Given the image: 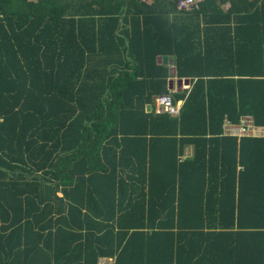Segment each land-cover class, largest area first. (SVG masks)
Masks as SVG:
<instances>
[{
  "label": "trees",
  "instance_id": "16d2710c",
  "mask_svg": "<svg viewBox=\"0 0 264 264\" xmlns=\"http://www.w3.org/2000/svg\"><path fill=\"white\" fill-rule=\"evenodd\" d=\"M178 1L0 0V264H264V0Z\"/></svg>",
  "mask_w": 264,
  "mask_h": 264
},
{
  "label": "built area",
  "instance_id": "2783aa9c",
  "mask_svg": "<svg viewBox=\"0 0 264 264\" xmlns=\"http://www.w3.org/2000/svg\"><path fill=\"white\" fill-rule=\"evenodd\" d=\"M206 1L207 0H179L177 7L179 10L192 12L200 9L201 4ZM155 107L157 113L178 115L181 110V101L175 103L172 94L165 93L156 96ZM224 132L227 136L243 138L246 136H262L264 129L256 127L253 119L250 117L243 118L239 124H235L226 118L224 122Z\"/></svg>",
  "mask_w": 264,
  "mask_h": 264
},
{
  "label": "crops",
  "instance_id": "0c3cea01",
  "mask_svg": "<svg viewBox=\"0 0 264 264\" xmlns=\"http://www.w3.org/2000/svg\"><path fill=\"white\" fill-rule=\"evenodd\" d=\"M228 8H229V6L225 5L223 7V10L227 11ZM159 58L162 59L163 57L160 56ZM164 59L166 60L167 57ZM170 61L172 63V60H170ZM172 74L173 75L169 78V86L171 89L173 88V90H181L184 88H189L191 86L189 78H179L176 76V69L175 68L172 69Z\"/></svg>",
  "mask_w": 264,
  "mask_h": 264
},
{
  "label": "water",
  "instance_id": "95a60500",
  "mask_svg": "<svg viewBox=\"0 0 264 264\" xmlns=\"http://www.w3.org/2000/svg\"><path fill=\"white\" fill-rule=\"evenodd\" d=\"M147 110H148V111L151 110V105H150V104L147 105Z\"/></svg>",
  "mask_w": 264,
  "mask_h": 264
}]
</instances>
